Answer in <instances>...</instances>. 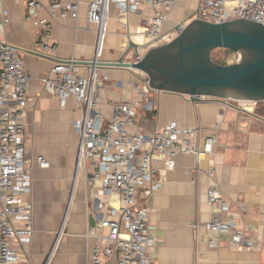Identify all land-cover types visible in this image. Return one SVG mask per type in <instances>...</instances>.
I'll list each match as a JSON object with an SVG mask.
<instances>
[{"label": "crops", "instance_id": "0c3cea01", "mask_svg": "<svg viewBox=\"0 0 264 264\" xmlns=\"http://www.w3.org/2000/svg\"><path fill=\"white\" fill-rule=\"evenodd\" d=\"M75 1L79 4L76 19L62 18L57 13L52 27L54 48L48 55L41 53L38 45L40 29L25 17V0L0 2L9 19L0 40L19 49L30 74L25 157L31 176L33 233L28 249L32 264H87L95 239L87 242L83 234L88 223L100 217L94 193L101 184L97 181L89 189L83 172L76 169L80 138L71 122L77 102L73 97L60 102L44 88L43 78L58 61L113 62L124 52L123 60L127 61L128 54L145 47L147 40L142 32L152 14L148 6L130 13H120L111 6L104 47L96 57V23L85 18L90 0ZM196 4V0H184L176 6L166 17L164 31L186 20ZM40 16L49 19L46 12ZM92 71L100 83L96 91L107 117L113 102H132L138 97L134 70L77 65L79 75L88 76ZM102 75L107 78L102 80ZM171 121L182 126L200 125L201 132L194 141L197 154L177 156L171 169L161 160L156 161L153 179H161V186L146 199L142 190L139 193V200L147 207L149 234L154 239L148 249L151 263L264 264V117L230 98L191 101L187 95L157 91L149 96V104L137 108L128 129L152 134ZM215 124L219 125L217 143L207 152L204 137L215 131ZM37 156H43L48 165L38 166ZM212 165L215 172L209 177L207 170ZM190 169L194 170L191 174ZM211 185L228 203L223 215L247 229L259 248L234 249L225 236L218 246L205 243L204 224L210 218L207 189Z\"/></svg>", "mask_w": 264, "mask_h": 264}, {"label": "built area", "instance_id": "2783aa9c", "mask_svg": "<svg viewBox=\"0 0 264 264\" xmlns=\"http://www.w3.org/2000/svg\"><path fill=\"white\" fill-rule=\"evenodd\" d=\"M2 0H0L1 2ZM184 0H90L85 18L96 23L95 55L100 56L107 29L109 9L114 6L120 13H130L148 6L152 10L143 28L146 45L137 54H128L127 62H137L144 52L171 40L191 19L221 23L245 19L264 26V0H196L192 14L170 31L163 29L169 12ZM26 19L40 29L38 45L41 53L50 54L52 27L59 14L62 18L76 19L79 4L75 0H25ZM46 12L48 18L40 16ZM58 13V14H57ZM9 19L0 7V34ZM137 74L132 101L113 102L107 117L100 108L96 74L79 75L73 60L55 62L43 78L44 88L60 102L68 97L77 102L76 115L71 122L80 141L76 169L83 172L86 186L95 182L100 188L94 193L96 212L100 216L86 226L83 234L88 242L95 239L88 252L87 264H152L148 249L154 244L149 234L147 207L139 200L146 199L162 184L153 179L154 164L161 160L166 168H173L179 155L197 154L194 141L200 136L201 126H182L174 121L144 134L128 126L138 107L149 104L155 90L148 85L147 75L134 68ZM106 75L101 79L105 80ZM29 71L20 57L19 49L6 40H0V264H32L29 244L33 233L30 167L25 157V117ZM242 108L256 102L237 100ZM215 124L213 133L204 137V149L211 152L217 143ZM40 167L48 165L43 156H37ZM194 170H188L191 174ZM215 167L207 170L212 177ZM113 198L116 199L114 202ZM210 218L204 224L205 243L215 247L225 236L230 247L237 250L259 248L257 240L233 219L223 215L228 203L215 185L207 189ZM194 226H197L196 224Z\"/></svg>", "mask_w": 264, "mask_h": 264}, {"label": "water", "instance_id": "95a60500", "mask_svg": "<svg viewBox=\"0 0 264 264\" xmlns=\"http://www.w3.org/2000/svg\"><path fill=\"white\" fill-rule=\"evenodd\" d=\"M215 48L236 52L238 58L219 64L211 57ZM125 53L113 62L74 63L138 69L147 75L152 90L187 95L191 101L201 97L264 101V26L260 23L193 18L171 40L147 49L137 62L124 61Z\"/></svg>", "mask_w": 264, "mask_h": 264}, {"label": "rangeland", "instance_id": "374dc122", "mask_svg": "<svg viewBox=\"0 0 264 264\" xmlns=\"http://www.w3.org/2000/svg\"><path fill=\"white\" fill-rule=\"evenodd\" d=\"M211 56L213 61L219 63V64H229L235 62V60L238 58V54L236 52H233L231 50L222 49V48H215L211 52ZM248 108H252V110H257L264 114V101H260L255 104L247 105Z\"/></svg>", "mask_w": 264, "mask_h": 264}, {"label": "trees", "instance_id": "16d2710c", "mask_svg": "<svg viewBox=\"0 0 264 264\" xmlns=\"http://www.w3.org/2000/svg\"><path fill=\"white\" fill-rule=\"evenodd\" d=\"M259 102H260V101H259ZM256 103H258V102H256ZM257 110H258V109H257ZM257 110H255V113L258 114V115H260V116H263V117H264V114L261 113V112H259V111H257Z\"/></svg>", "mask_w": 264, "mask_h": 264}, {"label": "flooded vegetation", "instance_id": "af4514ba", "mask_svg": "<svg viewBox=\"0 0 264 264\" xmlns=\"http://www.w3.org/2000/svg\"><path fill=\"white\" fill-rule=\"evenodd\" d=\"M212 57V56H211Z\"/></svg>", "mask_w": 264, "mask_h": 264}]
</instances>
